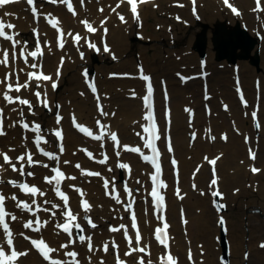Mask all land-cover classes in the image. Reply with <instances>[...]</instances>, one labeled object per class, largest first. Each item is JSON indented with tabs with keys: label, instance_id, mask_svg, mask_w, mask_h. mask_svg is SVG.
Returning <instances> with one entry per match:
<instances>
[{
	"label": "snow or ice",
	"instance_id": "6c2138e0",
	"mask_svg": "<svg viewBox=\"0 0 264 264\" xmlns=\"http://www.w3.org/2000/svg\"><path fill=\"white\" fill-rule=\"evenodd\" d=\"M19 2L20 0H0V10ZM76 2L80 7L85 5V0H76ZM149 2L150 0H116L115 6H110V10L116 14L122 23H126L125 16L118 11L121 6H126L132 18L139 21L140 6ZM25 3L28 6L27 10L30 12L34 24L30 29L33 37L31 43L27 39H20L21 34L17 30V25L5 20V17L13 16L15 13L3 11L0 14V101L7 106H12L11 111L18 116L17 119L11 122L9 127H19L22 130L19 150L13 147H8L6 150L0 149V172L8 173L10 171V173L16 174V178L6 181L0 180V183L10 186L12 190L11 195L0 190V264H23L24 259L33 252L41 257L43 264H81V246L86 249L87 254H92L87 256L88 264H92L93 255L97 252L113 255L114 264H128V259L125 258H130L133 264H153L150 258L152 255L151 245L144 242V236L137 222V213L134 210V205L136 204L134 190L125 183L123 185V193L126 200H122L114 181L101 177L100 172L90 171L80 163L73 165L75 169L79 170L80 176L102 178L104 194L123 207L124 211L129 214L130 225L119 223L116 226L109 224L107 227L109 233L120 234L126 243L127 250L121 252V246L114 237L110 240L99 242L94 241L93 235L88 233V229L95 230L98 228L97 223L89 215L93 209V204L86 198V192L75 183L77 176L66 174L62 168V165L72 164L67 159L61 161V156L66 151L64 145L65 135L62 128V121L65 117L61 114L62 105L50 99L49 87L52 92L58 90L65 58L61 56L53 72L49 73L44 64L46 50L48 53L51 52L53 47L63 50L67 43L66 37L71 38L73 45L77 47L78 51L81 41L94 51H99V48L87 36H82L79 32L65 30L59 17L54 15L52 11L44 10L43 7L44 4L63 6L73 17H78L77 7L74 5L73 0H41L39 5L38 0H25ZM191 3L193 5L192 11L195 14L196 0H191ZM222 3L234 15H242L240 9L231 0H222ZM153 6L158 7V5ZM176 6L184 7V5L179 4L178 0ZM250 10L255 14L257 21L264 19V0H253V7ZM98 11L103 13L105 9L100 7ZM176 19L179 20L180 17L177 16ZM41 20L53 30L52 42L47 39L48 34L46 32L42 33L39 28ZM98 23L103 32L107 34L108 29L104 27L107 23V17L101 19ZM79 24L82 25L83 30L88 34H95L100 30L95 26L94 22L87 18L79 19ZM261 27H264V24H261ZM103 51L106 53L111 51L107 43H104ZM79 55L83 60L84 53L80 51ZM113 59H116V57L113 56ZM81 74L93 96L96 115L93 117L92 125L88 126L79 122L75 113H70L72 127L83 134L84 137L100 142V149L104 148V141L107 139L111 141L117 157L120 156L121 151L137 153L144 162L151 166L146 173L151 184L150 191L146 190L145 199L151 198V211L155 219V225L151 227V232L155 243L160 247L157 264H179V258L172 251L171 241L173 237L169 234L170 224L166 215L167 204L164 195V191L169 188V185L162 178L161 149L158 146V142L163 141L167 152L170 154L169 162L176 177L173 194L177 199L183 201L186 193L182 194L179 186L178 161L172 155L174 146L169 134L171 125L170 109L167 107L164 109L163 119L165 127L161 129L157 123L154 103L155 89L152 77L145 73L142 65H139L135 78L143 82V90L141 93H137L133 89L130 94L132 98L139 99L142 104L141 120L135 122L140 129L135 135L142 142V147L122 144L118 133L112 130L109 123H106L109 117L116 116V112L106 110V106L103 103L105 99H109L107 93L102 94L98 90L94 77L89 78L87 69H84ZM117 75L116 73L110 74L111 77H116ZM121 75L128 78L131 74L125 73ZM177 76L181 81L185 82L192 79V77L182 76L179 72ZM257 87L259 88V84H257ZM236 92L241 104L247 108L249 105L239 87V80H237ZM80 95L83 96L84 93L81 92ZM205 99H210V97L205 94ZM164 100H168L166 88ZM37 106L54 115L55 127L50 131L35 120L27 119L25 109H27V115L34 117ZM223 107L228 110L227 104H224ZM184 111L188 114L189 140L190 142L196 141L198 133L191 130L194 119L193 109L185 107ZM206 112L209 115L211 114L210 109L206 108ZM245 115L250 116L257 130L261 128L258 119V106L251 113L245 112ZM5 120V108L0 107V137H6L7 135ZM234 131L240 134L239 129H234ZM212 133L213 130L211 128L206 130L205 139L209 142L217 140V136ZM49 136L55 138L56 151H48L42 146L49 144ZM243 138L245 144L249 145L247 148L248 159L251 162L249 170L252 174H260L264 170L255 166L254 162L257 159V152L250 144L251 138L246 135ZM219 139L227 141L229 137L227 133H222ZM78 151L83 152L89 160H94L99 164L103 165L108 162V156L104 153H102V159L96 160L93 152L89 151L87 147L80 148ZM37 154L52 163L44 162ZM221 156L222 154L211 157L204 155L202 157L204 163L195 165L192 173L193 180H195L197 174L202 171L204 164L210 166L207 192L200 190V195H209L212 198L210 202L218 213L226 207L225 204L221 203L224 196L219 188V176L217 174V163ZM117 166L130 171L129 165L126 163H119ZM37 167L47 170L48 174L42 176V181L43 184L50 188L57 202L47 198L43 200L37 199V197L44 198L48 195L42 187L27 179L28 177L34 178L36 176ZM66 181H71L72 183L66 184ZM137 183H140V181H137ZM191 187L194 190H198V185L195 182L192 183ZM65 189H71L77 194L79 211L74 210L71 206V198ZM234 191L239 192V189ZM135 192L139 193L140 189H135ZM17 193H21L23 196ZM24 197H27V199ZM9 200L14 207L13 211L9 210ZM15 210H19L23 215L18 216L15 214ZM81 212L83 215H81ZM40 213L48 214L49 219H42ZM180 216L181 222L186 225L188 221L184 217L183 208L180 209ZM13 222L21 223L22 228L27 230V234L25 231L14 230ZM217 222L223 226L225 224L224 217L219 216ZM49 226H52V231L63 241H56L57 246L55 247L42 234V230L49 228ZM130 229L132 234H130ZM33 234L37 235L34 236ZM21 239L27 241V245L22 249L19 246ZM258 247L264 249V241H261ZM186 255L189 264H196L190 247ZM200 256H204L203 246H200ZM248 256L249 253L245 252V259ZM99 264H106L103 257L99 258ZM200 264H204L203 259L200 260ZM218 264H230V262H225V258L221 256L218 258Z\"/></svg>",
	"mask_w": 264,
	"mask_h": 264
},
{
	"label": "bare ground",
	"instance_id": "6f19581e",
	"mask_svg": "<svg viewBox=\"0 0 264 264\" xmlns=\"http://www.w3.org/2000/svg\"><path fill=\"white\" fill-rule=\"evenodd\" d=\"M104 4L105 11L103 13H99L96 9L100 8L101 6H97L96 0H89L84 7H80L78 4L76 5L77 11H78V17H73L68 12H62V7L59 6L56 7V10L54 11V15L58 16L59 19L62 22V27L65 30L70 31H77V30H83L82 25L79 24L80 18H87L90 21L94 22L95 25L100 29V31L103 32V29L100 28L99 21L101 19H104L107 17V23L104 25V27H107L110 29L107 33H109V48L111 46L112 41V50H115L119 52L120 54H123L126 47V32L129 33L132 30H128L130 26L135 22V20L132 18L130 12L127 10L126 6H121L118 11L122 13L124 12V16L126 18V23H122L118 18H115V13H113L110 10V6L114 7L116 0H100ZM173 2V0H171ZM253 2V0H231L241 11V16L234 15L225 5H223L222 0H196V3L201 4L203 6L199 7L198 11L195 13L196 15V21H194L193 14H190L189 8H191L192 3L190 0H186V4L189 8H182L178 7L176 5H173L172 7L175 8V13L178 15L183 14V21L182 23L185 25L186 23H194L196 22L197 27H201L202 23L199 20V18L204 19L206 22L213 21L215 19L225 20V22L229 24L234 23H241L242 25L248 24L251 26V29L255 28L256 30L253 31L256 37H258V32L264 34V27H261V24H264V19L257 21L255 18V14L251 12L250 2ZM160 0H152L147 4H143L140 6V15L142 14L143 17H146L147 12L149 11L150 7H153V5H158ZM161 5H164V2L161 3ZM12 8V9H11ZM27 6L25 3H16L14 5L8 6L6 9L0 10V14H2L3 11H9L15 13V15L10 17H5V20H11L14 21L17 24V30L20 32L27 31V28L33 27V21L31 20V14L26 9ZM44 8L47 10L53 9V5L44 4ZM192 10V9H191ZM228 13V15H227ZM255 20L257 21V26L255 25ZM181 23V24H182ZM39 28L41 32H46L47 39L49 42L52 40L53 36V30L47 26L43 20L39 23ZM150 26H148L147 21H144L143 25L140 26V29L143 31H148ZM131 29L134 30V28L131 27ZM150 32V31H148ZM83 36H87L88 38H92L94 40V43L98 44V39L101 36H104L102 33L99 35H93L88 34L84 30L82 32ZM101 35V36H100ZM20 39L22 37L20 36ZM67 43L63 50L58 51L56 47H53V50L48 53L46 50V55L44 57V64L45 68L49 70L48 72H53L55 67L58 64L59 59L57 60V56L59 57L62 55V53H65L67 56L66 61L63 65V73L68 74L71 69L77 68L80 63L86 62L87 59L84 57L82 60L80 57L77 56V47L73 45L71 38L66 37ZM104 42L100 43V60L101 64L94 66L96 70L100 67H106L107 65L103 64V62H107L111 64V54H105L102 48V44ZM191 40L187 41L188 48L190 47ZM82 48H85V51L87 53L86 57L90 56L91 53H93V50L88 48L87 46H82V43L79 46V50H82ZM103 51V52H102ZM209 57L211 58L214 55V52L211 48V43L209 46ZM256 49L253 50L252 55L256 53ZM179 60L174 63V69H177L178 63L179 64H186L182 67V71H184L187 75V77H192V79H189L186 83L180 82L177 80V78L174 75L166 74L162 71V69L165 68V66L159 67L156 64V58L153 60V62H146L145 63V73L151 75L153 83L156 85L157 80L161 79L162 76L167 77V88L166 91L170 92L171 94V105L173 109V118H172V133L174 136L173 143H174V153L172 155L176 156L178 159V168L180 170V176H181V190L182 194L186 193L185 199L183 201L177 199L173 194L170 193V190L168 191L169 196V204H168V216L173 222V227L170 229L171 235L173 237L172 239V249L176 253L177 257L179 258V264H189L187 257H184L185 251L187 253L188 248L195 249L196 251L194 253V258L196 260V264H200V246L199 242H202L203 246V252L204 256L202 257L204 264H217L216 256L217 253L214 252L212 249V246H214L216 243L214 241V236L217 234V229L215 227V220L209 218V212L212 214L213 208L210 207L209 203H211V197L207 194L200 195V189L199 187L205 186L204 190L207 192V178L209 176V166L207 164H204V167L200 173L197 174L195 180H193L192 177V169L195 168V164H202L204 163L202 160V157L204 155L213 156V155H221L222 153H218L216 149L220 148L221 150L225 151V154L221 156V159L217 163V171L220 176L219 180V188L223 193V200L225 198L228 199L230 205L236 200L237 206H241L240 202L238 201L237 196H235V189L237 187H242V192L247 193L249 191H256L258 192L262 198H264V184H259L256 180L260 179L262 176H264V171H262L260 174H251L250 176L247 175L248 179L252 180L250 181L252 184V187H244V180L246 177V173L249 170L250 161L247 156V147L243 144L244 139L241 136L235 135V132L231 133V136L227 143L225 141L216 140L214 142H209L207 139H205L204 131L203 137H199L196 141L190 142L189 140V131L188 128V114L184 111L185 107H190L193 109L195 120L193 124V128L191 130L199 131L198 126L201 124L202 126H208L213 125L215 135L217 136L218 132L220 130L229 129L231 132V125L230 121L239 129L240 134L245 132L247 129H251L250 127H247L246 125V119L243 117V108L242 106L236 104V102L233 100L232 95L229 96V105H230V113H225L223 111H218L217 114L211 115L209 117L206 116L204 113H202L199 109L202 102L204 103H210L213 102V109L215 112V108L217 106V103H215L214 98H221L222 94L219 93V89H215L217 86V83L215 82L218 80V77L212 78V82L210 78L214 75L213 70L211 67V63L209 64V61H198L196 59L195 55H191L190 57H179ZM260 62V57H259ZM243 63V62H242ZM103 64V65H102ZM196 64L201 68V65L206 64L207 69L209 70L210 74L208 77H194L192 74L193 70L196 67ZM85 68H89L91 70V66L88 64H85ZM134 67V66H133ZM246 67V69H244ZM192 68V69H191ZM251 68L248 65H244V67H240L238 65L236 67V74L237 76H248L250 75ZM153 72L157 75H154ZM183 73V72H182ZM183 73V74H185ZM91 76H95L90 74ZM158 77V78H157ZM63 81L68 85L67 88L73 93L76 88L79 90L84 86L81 85L80 80L81 76L77 73L70 74L68 77L62 78ZM61 81V78H60ZM208 82L209 89V97L210 99H207L205 101L200 99L199 97L202 96V92H200V83H201V90L203 91V82ZM77 82L76 88L73 87L71 84ZM211 84H210V83ZM100 92L103 93H111L112 86L108 83V80H100ZM129 87H135L137 89L138 93H141L143 90V82L139 79L134 78V80L129 82ZM159 85V84H157ZM159 91H165V89H162V86H158ZM212 92V94L210 93ZM237 93V92H236ZM246 93V91H245ZM247 95V94H246ZM49 97L54 102H59L62 105L61 114H64V103L59 101L58 97L54 92L51 91L49 87ZM109 97V96H108ZM76 107L77 112H74L77 116L78 120L82 123H85L88 126L92 125L93 117L96 115L95 110L91 107H87L84 102H77L75 103L74 96L70 97ZM238 98V96H237ZM251 99L252 96L250 97ZM110 99V97H109ZM109 99H105L106 101V110L108 111H116L115 117H109L106 120V123H111V128L113 131H116L119 133V135L122 136L123 142L122 144H128L130 146H141L142 142L136 137L135 133H130V130L128 127H126L125 124L122 125V127H125L122 129L119 125V118H122V121L125 123H130L133 121L135 123L136 121L141 120L142 115V104L141 101L138 99L135 103L133 100L126 99L122 96V94H117L115 97H113V100L110 102ZM250 100V99H249ZM116 101L123 102L126 101L125 106L120 110L116 108L115 105ZM251 101V100H250ZM253 101V100H252ZM2 102V101H1ZM165 101H163L164 104ZM3 103V102H2ZM260 104V103H259ZM258 104V105H259ZM3 107L5 108V115L8 118V121H6V131L7 136L6 137H0V149H2L3 146H7V144H13L17 146V149L19 150L20 146V136L18 135L20 128L19 127H9L11 122L18 118L16 113H13L11 111L12 106H7L3 103ZM119 111V112H118ZM70 114V113H69ZM69 114H66V120L62 122V126L66 130V135L64 139V145L67 148V152L61 156V161L64 159L70 160L72 162L71 165H62L68 174L72 173L74 175L77 174L76 170L73 168L74 164L77 163V157L80 156V151L78 149L82 148V144H86L88 149H91L96 152V156L98 160L101 158V154L99 155V151L101 150L99 147L100 143H96V141H90L87 138H85L83 135L76 132L72 127H70L67 123V118L70 117ZM186 115V117H185ZM185 118V120H184ZM261 122V128L264 125V122ZM55 127V126H54ZM264 128V127H263ZM253 130V129H251ZM230 132L227 133V135H230ZM49 144L48 146L53 150H57V145L54 137L49 136ZM106 141V140H105ZM238 144V147L234 153H231L230 155H226L227 151L230 150L234 145ZM31 147V145H30ZM104 148L102 149V151ZM244 152L246 153V159L244 158ZM75 153V154H74ZM109 153L111 155V160H109L106 164H99V163H91L88 160H85V168L86 169H92L97 170L101 173L103 178L110 179L111 181H114L115 187L120 190L121 199L126 200V197L123 193V190L121 188L124 181H128L130 184V188L134 190V196H136L139 200L136 203V208L138 211V217L142 225L143 229V236H144V242L150 243L151 245V253H154L155 257L151 255V259L153 261V264H157V256L160 253V247L154 242L152 239V232L151 227L155 225L154 217L152 215V205L150 203V199L147 198V203H144L146 201V192L145 194L142 192V186L138 185L137 178L141 177L142 181L144 182L145 179H147V183L145 185L147 191H149V181L148 176L146 173L150 169V166L148 164H145L139 157V155L128 152V151H121L120 156L117 157L115 155V150L112 146H109ZM170 156V154H168ZM259 156L257 157L255 162H258ZM118 160H131L133 162V170L130 176L126 174V171L120 170L119 167L116 165L115 161ZM243 161V163H241ZM254 162V163H255ZM194 163V165H191ZM196 164V165H197ZM191 165V166H190ZM262 170H264L263 167H260ZM111 169V171H109ZM228 171V178H225L222 174L225 170ZM47 171L43 168L37 167L36 169ZM250 171V170H249ZM171 172V173H170ZM167 174H170L172 176V183H173V171L170 166H168ZM171 176L169 179H171ZM5 178L13 179L16 178L15 173H4ZM85 177V176H84ZM166 179V176H165ZM85 182H80L79 177L77 178V181L75 182L77 186L81 185V187L85 190L87 196L86 198L89 199L90 203L93 204V209L89 215H93L95 218L93 219L95 223L102 222L106 227H108L107 219L113 218L116 222L112 223L111 225H118L119 223H125L130 225V220L127 215V213L124 211L123 207L116 204V202L112 199H110L108 196L104 194L105 190L103 186H99L98 182L94 183L93 180H91L89 177H85ZM103 181V179H102ZM32 182H39L38 180H32ZM195 182L198 185V190H194L191 185ZM67 183H72L71 181H66ZM121 183V184H120ZM242 183V184H241ZM121 185V186H120ZM236 185V186H235ZM111 187V186H110ZM42 188L48 193V198L50 199L54 194L51 192L50 188L42 183ZM140 189L139 193L135 192V189ZM0 190H3L6 194L11 195V188L6 185L0 184ZM67 190V189H66ZM72 194L71 198V204L74 207V210L79 211L77 207V195L75 192H73L71 189H68ZM166 191V190H165ZM20 195V193H17ZM145 195V196H144ZM38 200H43L41 197H37ZM222 200V201H223ZM57 202V200H55ZM9 208L11 211L14 210V207L12 205V202L9 200L8 202ZM234 206V205H233ZM185 207L186 214H187V226L183 227L180 221V208ZM115 209V210H113ZM15 213H17L19 216H22L23 214L19 212V210H15ZM81 215L83 213L81 212ZM43 216L48 217L45 213H43ZM219 216H223L226 220L225 223L229 226V236L231 241V250L233 254L236 256V260L233 261V264H242L243 262H249L251 257L248 258V260L244 257V252L242 248V228L238 221L232 220L229 221L228 216L226 214H220V212H217V216L215 213V217L218 219ZM123 217V219H121ZM215 218V219H216ZM253 218H256V216H251V226L252 228L260 227L262 230L259 231V235L252 233L250 234L248 238V248L254 247L257 245V249H260L258 247L259 243L261 241H264V224L263 222H259L258 225L256 223H253ZM179 219V221H178ZM215 227V228H214ZM13 228L14 230H20L25 231L27 234V231L22 228V226H19L17 223L13 222ZM173 229V231H172ZM179 230H182V235H175L174 232H177ZM88 233L92 234L94 237V241L103 242L104 240H110L113 237L116 239L117 242H120L121 247L126 248V243L123 241L122 236L120 234H113L109 233L107 231L101 230L99 228L92 230L88 229ZM43 236L48 240L53 247L57 246L56 241L63 242L60 237H57L55 232L52 231V228H47L45 230H42ZM34 236L37 234H33ZM215 240H217V237L215 236ZM27 245V241H23L22 239L19 241L20 248H24ZM123 250H121L122 252ZM81 252V262L82 264H88L87 262V256L92 254H87L86 249H84L83 246L80 247ZM263 253L262 251H259ZM102 252H97L95 255H93L92 263L99 264L97 257L102 256V254H99ZM106 255V264H113L111 260V254H105ZM232 255V254H231ZM213 256V257H212ZM253 258L255 260V264H264V255H258L254 253ZM114 259V258H113ZM130 263L132 264L133 261L129 258ZM23 264H43L42 259L33 252L31 255H29L27 258L24 259Z\"/></svg>",
	"mask_w": 264,
	"mask_h": 264
},
{
	"label": "rangeland",
	"instance_id": "374dc122",
	"mask_svg": "<svg viewBox=\"0 0 264 264\" xmlns=\"http://www.w3.org/2000/svg\"><path fill=\"white\" fill-rule=\"evenodd\" d=\"M88 1L89 0H85V2H88ZM96 2H97V6L104 7V4L100 0H96ZM160 2L161 3L164 2V5H161V3H159L158 7H150L149 11L146 14V17L144 18L143 15H140V20L135 21L130 26V28L128 29V30H132V31L129 33H127V32L125 33L126 34V47H125V51L123 52V54H120L119 52L112 50V49L110 52L103 54V55H105V54H108V55L111 54L112 55L111 64L104 61L103 64L107 65V68L106 67H100L97 70H95V72L98 71L97 73L99 75L98 76L99 80L107 79L108 83L112 86L111 93H110V96H111L110 101H112L113 97H115L117 94H122V96L124 98L133 100L135 103L138 99L131 98L130 93H131V90L134 89L135 91H137V89H135L134 86L129 87V85H130L129 82L131 80L133 81L134 78L136 77L137 68L139 65H142L143 67H145L144 65L147 61L152 63L153 60H155V58H156V64L159 67L165 66V68L162 69V71L164 73H166V74L168 73L171 76L174 75L177 78V80L179 81L180 78L178 76H176V73H178V72L179 73H182V72L185 73L184 71H182V67H180V66H185L186 64H182V63L179 64L178 63L177 69L175 70L174 69V63L177 62L179 60L178 58L181 56L185 58V57H190L191 55H195L196 59L198 61H201L200 55L193 49L194 48L193 46H194V42L196 40L197 34L203 30L202 26L208 25V38H209V43L211 42V48L214 52V55L210 58L209 57V51H207V57L205 60L209 61V64L211 63V67L213 70L214 75L210 78V80L212 82V78L218 77V80L215 81L217 83V86L215 89H219L220 90L219 93L221 92L220 94H222V97L220 99L217 97L214 98L215 103H217V106L215 108V113L217 114L218 111L230 113V107H229L230 106L229 105V101H230L229 96L230 95H232V98L236 102V104H239V101L237 99V95L235 93V77H236L235 71H236V67L238 65H240V67L243 68L244 65L246 64L252 70V71H250L251 72L250 75L245 77L242 74V76H239V77L242 78L243 85H244V88H245V91H246L248 97L252 96L255 99L257 97V99H258V96L255 95L256 91L258 93H260V95H261V99H260L261 106H260V112L258 111V114H259L258 119H259V122H260V118H261L262 122H264V34L258 32L259 37L258 38L256 37L258 39V49L260 51L259 65H254V64L250 63L249 60H244V59L238 60L237 64H235V65H231L228 63L226 58H221L220 60L217 59V57H216L217 54H216V51L214 50V46L212 44V37H213L214 30L216 28L215 25L218 21H220V22L225 21L224 19L223 20L215 19L213 21L206 22L204 19L199 18V20L201 21L200 23H202L201 27H197L196 22L186 23L184 25L182 23V21H183L182 18H184L183 14L178 15L177 13L173 12V11H175V8H173L172 6L174 4L175 5L177 4V0H173V2L171 0H160ZM178 2H179V4L184 5V7H182V8H185V7L189 8L187 5H190V4H186V0H178ZM252 5H253V2L251 1L250 7ZM201 6H203V5H201L199 3L196 5V12L198 11L199 7H201ZM56 7H59V6H53L52 12H54L56 10ZM192 8H193V6H191V8H189V10H190L189 13L194 15L192 19L194 21H196L195 20L196 15L191 10ZM96 10L98 11V9H96ZM62 12L63 13L66 12V8L62 7ZM227 15H228V13H227ZM177 16L180 17L179 20L176 19ZM115 17H116V15H115ZM144 21H147L148 26H150V28L148 30L150 32L143 31L142 29H140V26L143 25ZM232 25L234 26V25H236V23H234ZM256 26H257V21L255 20L254 27H256ZM131 27L134 28V30L131 29ZM244 27H246L250 31V33L253 36H255L253 33V31L256 30L255 28L251 29V26L248 24H245ZM31 37H32V34L30 33V35H27L25 39H27L30 42ZM188 40H191L189 48L186 44ZM112 43L114 44L113 41H112ZM99 56L97 57V60H98L97 62L94 61V59L92 57L88 58V64L91 65L92 68L94 66L101 64V60H100L101 58ZM113 56H115L116 59H113ZM81 68L82 67L79 65L77 68L71 69L66 77H68L70 74H73V73L81 74V70L83 69V68L82 69ZM244 69H246V67ZM192 70H193L192 74L196 78L199 77L200 75H202V71L206 72V73H210L209 70L206 71L207 66L205 69L201 70L197 64H196L195 69H192ZM112 73H116L118 75L116 77H111L110 74H112ZM125 73L131 74L130 77L126 78V77H123L121 75V74H125ZM153 74L156 75L154 72H153ZM185 76H187L186 73H185ZM162 79L167 80V77L164 75L161 77V79H159V81L157 80V84H159V86H161V80ZM256 81H257V83L261 84L260 90L255 88L254 83ZM80 83L81 84L83 83V78L80 80ZM71 85L76 88V86L78 84H77V82H74ZM67 86L68 85L65 83V81H62L59 88H58V91L56 92V95L58 96L59 100L64 101L68 110H70V106H72V101L70 98L71 96H74V98H75L74 102L75 103L83 101L87 107H91L92 109H94L93 96L89 93V91L86 89L85 86H84V88L82 87V89H83L82 91H80L76 88L75 91H73V93L67 88ZM81 92L84 93L83 96L80 95ZM200 92H203L201 90V83H200ZM107 94H109V93H107ZM162 97H163V92L158 91V103H159L161 109L163 108V105L161 102ZM199 98L201 99L202 96ZM68 101H71L70 105H68ZM160 102H161V104H160ZM125 103H126V101H123V102L116 101L117 105H115V106L120 110V112H124L125 110L121 111V109L123 108V106H125ZM224 104L228 105V110H225L224 107H222ZM253 105H254V103L251 102V104L247 108L244 107V109H243V117L246 119V125H247V127L251 126V129H253V130L247 129L245 132L241 133L243 135L238 134L236 131H234V129H237V127L232 123V121H230L232 131L230 132L229 129L220 130L217 134V140L224 141V140L219 139V136L222 133H228V132H230V135L228 136L229 138H230L232 132H235L236 133L235 135L241 136L242 138L244 137V135L250 137L251 138L250 144L254 149H257V151H258L257 157L259 156L258 162H255V165L258 166L259 168L260 167L264 168V128H263L264 125L262 126V128L257 130L255 127V123L252 121L250 116L245 115V112L251 113V111L254 109ZM199 109L202 113L208 114V112H206V107L204 105V102H202ZM35 111H36V115L33 117L31 115H27V109H25L27 119L35 120L36 122H37V120H36L37 116L43 120L49 119L50 117H53V119H54L53 114L46 113L43 110L41 111V110H39L38 107H36ZM185 117H186V115H185ZM69 119H67V121H68V125L70 126ZM119 120H120L119 125L122 129L125 128V127H122V125L125 124L126 127H128V129H129V127L132 129V132L134 131L136 133L137 131H139V128L136 126L135 123H133V121L130 123H125L124 121H122V118H119ZM184 120H185V118H184ZM260 124H261V122H260ZM52 126H53V123L50 124L48 126V128H46V129L50 131ZM208 128H211L213 130L212 134L215 135L213 125H208L206 127V126H202L200 124L197 128L200 130V132L196 131V130H194V131H196L198 133V138H199V137H203L202 131H204V135H206V130ZM21 131H19L20 137H21ZM239 133H240V131H239ZM227 141H225V142L227 143ZM243 144L246 145L244 141H243ZM248 146L249 145H246L247 148H248ZM237 147H238V144L234 145L230 150L227 151L226 155H230L231 153H234L236 151ZM216 150L218 151V153H222L223 155L225 154V151L221 150L220 148H218ZM79 158L80 159L78 160V162L83 167H85L84 160H88V161L92 162L83 154L80 155ZM246 158H247L246 153L244 152V158H242V159H246ZM115 162H116V165H118L119 163H123V160H118V161L116 160ZM191 165H194V163H192ZM119 169H121L123 171L122 168H119ZM192 171H193V169H192ZM228 171L231 172L229 169L222 172V174L224 175L225 178H228L227 177ZM76 172H77L76 176H77V178L79 177L80 182L81 183L85 182V184H87L85 177L80 176L79 170L76 169ZM249 173H250V171L248 170V172L246 173L244 184H243L244 187H246V188L252 187V184L250 182L252 180L248 179V177H247V175L250 176ZM72 175H74V174H72ZM101 177H103V176L101 175ZM169 177H170V175H169ZM89 178L91 180H93L94 183L98 182L99 186L102 185L101 184L102 178H100V177H89ZM208 178H209V176H208ZM208 178H207V182H208ZM137 181H140V183H138V185L142 186L141 190L145 194L144 190L146 189V187L144 185L146 183V179L143 182L141 177H140L137 179ZM168 181H170V180H168ZM256 181L260 185L264 184V176H262L260 179H258ZM171 185H172V182H171ZM78 187H81V185H79ZM204 188H205V186L199 187L200 190H204ZM237 189H239V192H235L234 195L237 196L238 201L240 202L241 206H237L236 200L232 203V205H230L228 199L225 198L221 202L226 205V208L224 211L223 210L220 211V214H226L228 216L229 221L236 220L239 222V224L241 225V228H242V233H243V238H242L243 252L249 253L248 258L251 257V258H249L250 259L249 262H243L242 264H255V260H254L252 255L254 253H256L258 255H264V249H257L256 248L257 245H255L254 247L248 248V238H249L250 234H252V233L259 235V233H260L259 231L262 230L260 227L252 228L251 216H256V218L252 219L254 224L256 223V225H258L259 222H261V221L264 224V198L259 196L260 194L256 191H249L247 193H244V192H242V187H239V188L237 187ZM144 203H145V201H144ZM209 205H210V207L213 208L212 214L209 212V218L215 220V227L217 229V234H215V236L217 237L218 242H217V240H215V236H214L213 239H214L216 244L214 246H212V249L214 250V252L217 253L216 261L218 264V258L221 256V248L219 245V235H220L221 225L218 224V222H217L218 219L215 217V213L217 216L216 209L212 206L211 203H209ZM257 208L259 209V212L255 211V209H257ZM178 221H179V219H178ZM107 222H108V224H112L116 221H115V219L110 218V219H107ZM224 226L227 229V239H228V242L230 245L231 244L230 236H229L230 228L226 223L224 224ZM100 229H103V228L100 227ZM180 233L182 235V230L174 232L175 235H180ZM202 245H203L202 242H199V246H202ZM192 250L194 252L196 251L195 249H192ZM259 251H262L263 253H261ZM230 253L232 254L230 264H233V261L236 260V256L233 254L231 248H230ZM185 256H186V251H185L184 257ZM199 258L202 259L201 256H199ZM248 258L246 260H248Z\"/></svg>",
	"mask_w": 264,
	"mask_h": 264
},
{
	"label": "water",
	"instance_id": "95a60500",
	"mask_svg": "<svg viewBox=\"0 0 264 264\" xmlns=\"http://www.w3.org/2000/svg\"><path fill=\"white\" fill-rule=\"evenodd\" d=\"M218 58H228L231 62H236L237 58H251V51L256 41L250 36L249 32L243 29L240 24L232 28H227L225 24L219 23L213 39ZM207 36L206 30L198 36L195 49L199 51L201 56L206 55ZM242 51L238 53V49ZM96 59V58H95ZM259 56L253 58V63L257 64ZM226 229H222V256L225 262H229L230 252L226 237Z\"/></svg>",
	"mask_w": 264,
	"mask_h": 264
}]
</instances>
